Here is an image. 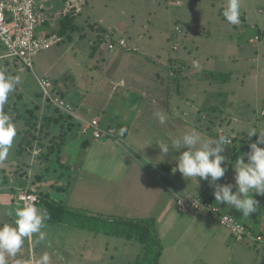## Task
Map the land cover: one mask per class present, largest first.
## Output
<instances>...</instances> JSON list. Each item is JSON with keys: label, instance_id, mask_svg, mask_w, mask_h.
<instances>
[{"label": "rangeland", "instance_id": "rangeland-1", "mask_svg": "<svg viewBox=\"0 0 264 264\" xmlns=\"http://www.w3.org/2000/svg\"><path fill=\"white\" fill-rule=\"evenodd\" d=\"M177 2H179L178 5ZM227 2L228 0H87L86 6L74 19V28L62 37L61 42L38 52L32 58V70L23 66L16 59L0 60V71L20 78V83L9 94L8 102L4 107V111L11 116L15 124L17 136L7 157L0 160V167L8 168V162L12 161V157H15V149L22 137L21 132L30 124L35 125L38 120H43L44 116L57 117L60 123H63L62 119L57 116L58 112L55 106L42 97L37 79H47L53 83L56 89L58 86L61 89L67 88L66 92L69 97L66 101L73 107L75 113L82 110L85 112L84 116L90 119L96 112L95 108L100 106L105 98L107 100V97L114 96L110 95L112 86L107 80L110 79L107 76L114 73L117 69L116 65L121 67L124 64L131 68L128 75L143 76L140 88L151 85L155 89V92L154 90L148 91L149 97L140 95L142 98L140 103L133 100L134 96L130 97L128 105L132 106L136 102L139 111L137 113L135 111V116L127 117L125 121V123L128 122V127H132V137L141 136L139 133L143 127L141 137L144 142L147 140L148 132L152 138H159L158 142L160 143L148 144V147L153 150L154 156L167 162L170 158L174 163V169H176V160L173 157L180 155V152H176L178 149L171 147V139L174 137L170 136L172 135L170 132H177L178 128L172 130L167 125L150 126L146 124L148 121L159 122L155 116L157 112H163L166 121H194L203 132H221L220 135L230 138L233 142L225 147V151H238L243 141L249 139L247 135L251 128L264 132V109L262 106L264 42L255 44L249 42L256 31L264 29V0H240V22L234 25L221 17L220 9L226 8ZM241 13L244 14L245 21ZM177 26L181 29L180 33L175 31ZM96 27L104 29L106 36L100 44L94 46ZM203 30H209L217 39L210 40L202 33ZM183 35H187V40L184 41ZM120 39H124L129 49L138 50L139 53H148L162 64L166 63L167 58L183 54L186 49L192 55L197 56L195 62L198 66L194 67L191 58L187 57V60L182 61L184 68L181 67L178 75H196L206 81L200 83L199 88L193 91L187 87H184V90L180 88L179 94L176 92L177 87L166 86V84L165 93L162 81L166 83L168 75L174 76L175 72L168 73V70H171L170 67L166 69L147 64L144 56L135 52H130V62L122 61L117 55V63H114L115 52H119L116 42ZM110 44L113 45V49L108 48ZM206 56L208 59L205 58ZM174 68L176 69V67ZM198 69H201L202 73H194ZM203 71H215L230 75V79L226 82L205 79ZM122 73V71L115 72L119 75ZM146 75H155L153 76L155 81L149 80ZM141 91L145 90L141 89ZM161 91H164L162 95ZM122 95L126 94H117L120 98ZM166 104L171 109L175 107L173 114L176 117L174 119L172 112L167 113L166 109L163 111L162 106ZM85 106L91 109L90 116L87 115L88 111L84 110ZM208 106H212L216 110L207 111ZM111 108L112 104L109 109ZM197 110L199 111L197 112ZM188 131L190 130L187 129ZM203 136L209 137H206L205 134ZM257 136H252L255 139L254 142L257 140ZM212 137L214 138V136ZM138 142L143 143L139 140ZM165 143L169 144V154L163 157L160 147H163ZM112 145L111 151L115 156L111 159V166L108 164L110 158L104 155L102 159H98L100 170H105L108 167L113 169L117 167V161L122 160L120 155L117 156V151L123 153L122 149L125 148V145L123 143L120 145L112 143ZM258 146L264 147V145ZM180 151L182 152L184 149ZM142 163L149 169L160 168L156 164L152 165L154 163ZM56 169L66 172L64 168L56 167ZM38 170L36 168L34 172L37 173ZM159 170L161 171V168ZM166 172L173 182L193 189V185L189 182L194 177H183L179 172L172 174L171 170H166ZM67 173L71 175L70 179L76 180L77 176L80 177L74 185L73 180L69 181L71 188L72 186L79 187L76 189L77 193H80L82 188L83 195L90 197L100 187V193H105L107 196L106 203L112 199L110 192L115 188V185L106 183V176L86 173L77 166L68 170ZM203 184H206V181ZM42 188H45V185H42ZM173 188L176 189V187ZM144 198L147 199L146 195ZM263 200L264 195H261V206L264 205ZM171 202L174 203V198L170 204H172ZM218 229L223 235H226L228 247L234 253L227 250L226 247H219L218 242L213 243L205 236L197 238L195 242H190L187 239L188 243L186 244L185 238L181 237L178 247L170 244L169 246L165 238L166 235H164V242L168 248L160 256L162 260L159 259L158 263L264 264L262 249L257 246L250 248L251 245L248 247L246 244H236L224 230L219 227ZM42 230L46 232V239L38 241L37 237L33 236L32 243H30V255L28 250L25 251V254L29 255L25 256L28 258L29 264H128L133 262L139 252V245L136 243L126 244L118 238H98L99 240L104 239L103 241H106L108 246L105 250L98 253L94 251L93 255L87 256L81 251L86 247L85 243L79 241L81 231L56 225L45 226ZM130 242L132 241L130 240ZM97 243L103 244V242ZM68 249H71L72 252L69 253ZM226 251L227 254L224 253ZM237 251L245 253L238 255ZM25 257H21L17 252L15 257L10 256L9 263V260L5 263L18 264L20 262L21 264V259Z\"/></svg>", "mask_w": 264, "mask_h": 264}, {"label": "crops", "instance_id": "crops-1", "mask_svg": "<svg viewBox=\"0 0 264 264\" xmlns=\"http://www.w3.org/2000/svg\"><path fill=\"white\" fill-rule=\"evenodd\" d=\"M202 33L210 40L217 39L216 36L211 34L209 30H203ZM186 36L187 35H183L184 41L187 40ZM118 49L119 52L117 53L116 51V55H114V63H117V55H119L122 61L127 60L128 62H130V52H135L139 55L144 56V58L145 56H148L155 59L158 65L148 61L145 58V62L147 64H152L157 67L161 66L162 68L163 65L167 67H176L177 69H179V72L181 67L184 68L182 66L183 60H187V57H190L191 62H194L195 58L197 57L195 55H192L190 51L185 49V52L183 54L179 56L174 55V57L167 58L166 63L162 64L154 56H151L148 53H139L138 50H132L128 47H126L125 49ZM205 58L208 59V56H206ZM116 67L117 69H115L114 73L112 72V75L107 76V78H110L107 80L112 86L110 95L114 96H112L111 98L107 97V100L105 98L103 103L95 108L96 112H94L92 114V117L90 118L99 119L101 127L114 128L116 131L115 138L95 140L90 136L82 135L77 129V121L76 123H72V121L66 122L62 119L63 123H60L59 120H55V118L57 117L51 116H44L43 120H38L36 123V128H40L43 123L48 124V127L44 128L43 132L41 133L42 136L40 137V144H38V142H35L33 150H31L29 155L23 154L22 156H20L15 152V157H12V161L8 162V168L3 169L2 167H0V225H3L5 223L11 225L14 223L15 209L21 207L17 200L18 192L21 190H27L33 191L34 193L48 194L52 199L57 202L63 203L69 209H79L82 211L96 212L110 216H120L123 218L153 217L156 219V228L162 245L161 255H163L165 250L168 248L164 242L165 238L166 241H168V245H177L178 247V241L181 237L185 238L186 244L188 243V240L190 242H195L197 238L205 236L211 239L213 243L218 242L219 247H226L227 250H231L228 247L226 235H223V233L219 231L218 227L224 230V232H226V234L230 238L231 236L229 232L219 226L213 219L210 218L209 215L205 213H182L176 210L173 202H171L172 204H170V201L173 200L171 189H174L182 196L192 197L203 195L205 197H208L210 201H212L223 213L232 216L235 220L247 225L248 227L250 226L249 228L251 230L264 233V205L261 206L260 203L261 195H253V198L258 202L257 210L256 212L250 214L249 217H245L241 212L232 207V205H227L226 203L217 204L213 196V188L210 186L208 181H206V184H203V182L205 181L201 180L200 178L194 177V179H191V181L189 182L193 185V189H188L187 187H185V185L178 184L169 179L166 170H171L172 174H176L179 172L175 171L174 163L171 162L170 158H168L169 162L158 159L153 155V150L148 147L149 143H160L158 142L159 138H152V136H150V132H148L146 134L147 142H144L143 138L141 137L143 135V127L141 128V133H139L141 136H137V138L132 137V127H128V122L125 123L127 117H133L135 116V111L136 113L139 111V106H136V102L132 106L128 105L130 97L134 96L133 100L140 103L142 100L141 96L149 97L150 93L148 91L154 90L155 92V89L151 85H146L140 88L141 79L143 76L128 75L131 68L127 65L124 64L121 67L116 65ZM200 70L201 69L195 70L194 73H201ZM121 71L123 72L121 75L115 74V72L120 73ZM170 71L171 70H168V73H170ZM179 72L174 76H171L169 74L166 83L162 81L163 90L165 91V93L166 84V86L177 87L176 92L179 94L180 88L184 90V87H187L188 89L193 91L194 89L199 88L198 86L200 83L206 81L201 80V78L196 75H178ZM117 75L119 76L117 77ZM146 76H148L149 80H153V76L155 75ZM117 78L119 79L117 80ZM141 89L145 91H141ZM66 90L67 88L61 89V87L58 86L56 89L57 95L68 99L69 96H67ZM164 91H161V95L164 93ZM117 94H126L127 96L122 95L120 98L119 96H117ZM111 104L112 108L109 109ZM174 108L175 107L171 109V107H168L167 104L162 106L163 111H165L166 109L167 113L172 112L173 119L176 117V115L173 114L175 112ZM208 109L209 111H212L214 107L208 106ZM84 110L88 111L87 115L90 116L91 109L85 106ZM214 110H216V108ZM198 111L199 110H197V112ZM84 113L85 112L81 110L79 113L77 112L75 114L77 118L89 119L88 117L84 116ZM130 123L131 125H133L132 122ZM146 124L150 126L167 125L172 130L178 128L179 130L177 132H170L172 135H170L169 133V135L173 136L174 138L186 133L187 129L191 130L193 128L200 133L205 134L206 137L209 136L208 138H213L212 136H214V138H217L221 134V132H203V130H201L194 121L186 122V120H172L165 121L164 124H161L160 122L148 121L146 122ZM115 139L121 140L125 145V148H120L124 151L123 153H121L119 150L117 151V156L120 155L122 160L117 161V167L113 169H109L110 167H108L105 170H100L98 159H102L104 155L110 158V160H108V164L109 166H111V159H113L112 157L115 156L111 151L113 149L112 143L120 145L115 142ZM137 139L143 143L138 142ZM155 148L158 149L157 147ZM235 152L236 151L234 150L225 151L224 153H222V155H225V157L227 158L226 163L230 160L231 156L235 154ZM142 162H146L148 164L154 163L152 165H158L161 168V171L159 170L160 168L149 169L148 167H145ZM74 166H77L79 168L81 167L84 172L89 174L106 176V183H113L115 185V188L110 192V197L112 199L108 201L109 203H106V194L100 193V187L97 188L93 195H91L90 197H86V195H83L84 193L82 188L80 189L81 192L77 193L76 189H78L79 187L76 186H72L71 191L68 195L61 193L58 189H56L58 187L65 186L71 180H73V185L74 183H77V180L80 177L77 176L76 180H74V178L70 179L71 175L67 173L68 170H72ZM56 167L64 168L66 172H64L63 170L58 171ZM36 168L39 169L37 173L34 172L36 171ZM73 173L76 175L75 172ZM21 174L23 176H20ZM233 177L234 170L232 167L217 183L234 184L235 181ZM42 185H45V188H42ZM173 187H176V189ZM235 191L236 189L233 188V192ZM145 195L147 199L144 198ZM106 208H113L114 210H104ZM48 225H56L58 227H65L71 230L81 231L82 233L79 234V241L85 243L86 245V247H84L81 251L87 256L91 254L93 255L94 251L98 253L99 251L106 249V247L108 246L107 242L103 241L104 239L99 240L100 238H118L123 240L126 244H138L134 240H131L132 242H130V240H126L122 237L94 233L89 230L72 227L67 224L45 223V226ZM175 232L177 233L175 234ZM164 235H166L165 238H163ZM33 236L25 238L21 249L18 250V255H21V257L30 255V243H32ZM97 242H103V244H98ZM138 245V249L140 252L141 246L140 244ZM247 245L248 247H250V244H246V246ZM253 246L254 245H251L250 248H252ZM25 251H27L29 255H26ZM68 251L69 253L72 252L71 249H68ZM224 253L227 254V251ZM244 253V251H237L238 255H242ZM4 258L6 262L9 260L10 256L5 254ZM160 259L162 260V257H160ZM27 260V257H25L24 259L22 258L21 264H29ZM10 261L11 260H9L8 263Z\"/></svg>", "mask_w": 264, "mask_h": 264}, {"label": "clouds", "instance_id": "clouds-1", "mask_svg": "<svg viewBox=\"0 0 264 264\" xmlns=\"http://www.w3.org/2000/svg\"><path fill=\"white\" fill-rule=\"evenodd\" d=\"M222 15L228 23L238 24L240 0H228ZM193 63L194 66H198L197 62ZM19 83L18 76H10L0 71V160L7 157L17 136L15 124L11 116L4 111V106L8 102L9 94ZM155 116L161 124L165 123L166 116L163 112H157ZM247 136L249 138L257 136V140L250 143L249 151L239 154L232 164L234 184L217 183L228 170L227 158L222 153L225 152V146L232 143L230 138L224 135H219L215 139L205 138L193 128L171 139V147L178 149L176 152H180L178 157H173L177 165L175 170L183 177L208 181L213 188V196L217 204L232 205L245 217H249L257 210L258 202L253 195H264V147L258 146L264 145V132L251 128ZM160 149L163 157L169 154V144L165 143ZM182 149L184 151L181 152ZM233 188L236 189L235 192ZM14 215L13 224L0 225V264H5V254L16 255L25 238L35 235L38 241L46 239V232L42 230L45 222L50 219L46 209L42 210L33 204H26L22 208H16Z\"/></svg>", "mask_w": 264, "mask_h": 264}, {"label": "built area", "instance_id": "built-area-1", "mask_svg": "<svg viewBox=\"0 0 264 264\" xmlns=\"http://www.w3.org/2000/svg\"><path fill=\"white\" fill-rule=\"evenodd\" d=\"M86 4L87 0H0V60L16 59L32 70V58L38 52L61 42L62 37L57 34L60 21L69 16L76 17ZM175 31L180 33L181 29L177 26ZM249 42H264V29L256 31ZM116 47L125 49L127 45L124 39L117 41ZM108 48L113 49V45H108ZM37 82L44 100L53 104L65 116L77 119L82 135H90L95 140L115 138V129L101 127L99 119L77 118L73 107L66 99L57 95L52 82L45 78H39ZM115 142L119 144L120 140L115 139ZM171 195L177 211L205 213L227 230L235 243L254 245L264 251V233L248 229L245 224L223 213L206 197L182 196L174 189H171ZM17 200L23 207L26 204L35 205L38 197L22 190L18 193Z\"/></svg>", "mask_w": 264, "mask_h": 264}, {"label": "trees", "instance_id": "trees-1", "mask_svg": "<svg viewBox=\"0 0 264 264\" xmlns=\"http://www.w3.org/2000/svg\"><path fill=\"white\" fill-rule=\"evenodd\" d=\"M224 9L225 7H222L220 9L221 14L223 13ZM221 17L224 18L223 15H221ZM74 19L75 16H69L60 21L59 30L57 31V34L60 37H63L69 30L74 28ZM95 32H96V38L93 42V45L97 46L102 42V40L105 39L106 32L104 29L100 27L99 28L96 27ZM145 58L148 61L158 65L155 59L148 56H145ZM169 67L163 66V68L166 69ZM171 71L175 72L176 74L179 72V69L177 68L175 69L174 67H171ZM203 75L206 77L205 79H209L213 81L226 82L230 79V75H225L215 71H203ZM262 104L264 109V97ZM55 109L58 112L57 116H59L64 121L66 122L72 121V123L77 121L76 118H70L69 116H65L60 110H58L57 108ZM208 110L209 109H207V111ZM55 120H59V118H55ZM36 125L37 124L35 125L30 124L28 128L22 130L21 140L15 150V152L18 155L20 156H22L23 154L29 155L31 150H33L34 143L38 142V144H40V137L42 136L41 133L43 132L44 128L48 127V124L43 123L40 128H36ZM76 126L77 129L79 130L78 123H76ZM254 140L255 139L251 137L243 141L241 146L238 148V151H236L235 154L231 156L230 160L227 162L228 170L232 168V164L235 162V159L239 154L249 151L248 145L250 143H253ZM120 143H122L121 140L119 144ZM20 176L23 175L21 174ZM56 189H58L59 192L68 195L71 191V186L70 183L68 182L65 186H61ZM28 192L34 193L33 191H28ZM34 194H36L38 197V202L35 204V206L42 210L46 209L50 216V219H48L45 222L46 224H67L69 226L84 230H89L94 233H101L105 235L122 237L125 238L126 240H134L135 238V241L138 244H140L141 250L138 253V256H136V258L133 260V262H129L128 264H158L162 253V245L160 242V238L158 236L155 218L153 217L123 218L120 216H110L96 212L82 211L79 209H69L63 203L57 202L54 199H52L48 194H43V193H34ZM206 198L210 200L208 197ZM246 227L250 229L249 228L250 226L248 227L246 225Z\"/></svg>", "mask_w": 264, "mask_h": 264}]
</instances>
